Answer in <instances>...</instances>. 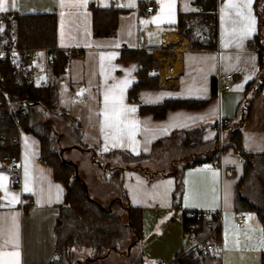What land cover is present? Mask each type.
Returning <instances> with one entry per match:
<instances>
[{
  "label": "crops",
  "instance_id": "0c3cea01",
  "mask_svg": "<svg viewBox=\"0 0 264 264\" xmlns=\"http://www.w3.org/2000/svg\"><path fill=\"white\" fill-rule=\"evenodd\" d=\"M194 2L15 0L13 8V0H7V12L54 14L56 47L66 52L82 51L70 59L63 75L54 78V86L59 114L79 128L83 147L101 154L122 151L145 155L150 160L165 141L181 137V132L203 129L202 141L211 149L217 137L226 140L230 133L222 130L218 134V122L226 120L237 126L245 105L247 118L239 124L242 148L246 153L264 154V71L259 70L258 52L252 43L258 32L255 0H218L215 46L203 49H190L187 39L208 41L210 25L193 19L202 13ZM148 5L154 10L146 16ZM91 6L122 10L113 37L93 36ZM180 15L188 18L183 29L176 28ZM169 35L179 41L165 43ZM123 49L151 52L157 70V89L141 90L136 102L127 99V91L137 81L138 64L121 61ZM226 78L228 90L220 85ZM178 100L205 104L169 109L160 119L139 113V105L159 106ZM133 108L135 111H130ZM18 149L15 185L7 164H0V264H54L53 228L65 188L54 180L52 169L40 162L36 138L20 132ZM185 159L182 152L176 153L166 161L168 169L142 166L122 173L130 206L142 212L140 251L145 264H174L176 256L186 250L181 224L184 211H221L222 217L238 218L235 184L242 176L243 164L233 150L225 151L218 168L211 162L186 168V175L181 173L183 193L175 205L172 193L176 180L170 173L176 164L185 165ZM15 252L18 257L9 255Z\"/></svg>",
  "mask_w": 264,
  "mask_h": 264
},
{
  "label": "trees",
  "instance_id": "16d2710c",
  "mask_svg": "<svg viewBox=\"0 0 264 264\" xmlns=\"http://www.w3.org/2000/svg\"><path fill=\"white\" fill-rule=\"evenodd\" d=\"M218 0H195L194 5L201 9V14L193 16L207 25L208 41L202 43L188 39L190 49H203L207 46H215L216 42V11ZM92 13V34L94 37H113L116 33L117 19L120 8L110 6L106 9L90 7ZM254 11L258 20V32L252 43L256 45L259 58V70L264 71V0H255ZM185 16L180 15L176 28L183 29L186 24ZM0 53L4 58L0 59V164L7 159H18V137L23 132L36 138L39 143V160L52 169L53 178L62 182L65 195L53 228L54 234V264H81L77 259V253L87 250L84 256V264L105 261L109 256L116 254L127 259V264H145L143 254L140 251L142 240V212L140 208L130 206L122 184V173L128 166H110L112 171L110 180L119 187V203H112L109 209H104L93 199H88L84 191V182L75 176L72 165L62 161L59 152L55 150L56 138L51 125L39 121L37 108L53 113L57 109V92L55 86L45 84L37 87L28 81L25 67L30 61L27 53L35 49H44L53 57L51 74L53 78L63 75L69 61L74 56H80L82 51H64L56 47V17L54 14H18L16 12L0 13ZM16 37L13 39L12 34ZM16 56L13 62L12 56ZM121 61H133L138 64L137 81L128 89L127 99L136 102L141 90H154L158 87V75L154 66L152 53L147 50H125L120 53ZM251 86L249 84L248 88ZM212 97L216 96L212 89ZM205 102L178 100L166 102L159 106L139 105L141 115H152L154 118H163L169 109L197 108ZM246 104V103H245ZM64 117L61 114H56ZM247 118L245 105L242 107L243 123ZM65 119V118H63ZM228 122V121H227ZM239 123V124H240ZM239 124L232 126L228 122L222 130L230 132L228 138L221 142V150L231 148L242 159L243 173L235 184L234 210L237 214H254L259 225L264 231V202H252L246 195L240 194V188L249 178L252 169L256 167L264 171V154L246 153L241 145ZM180 148L186 158L183 171L193 167L197 163L210 162L211 155L218 150V137L213 148H208L202 141L203 129H194L181 132ZM80 139V131H77ZM78 139V140H79ZM80 141V140H79ZM162 142H157L152 149ZM83 152L94 150L82 145L77 146ZM118 156L123 161L135 162L147 156H134L127 152H112L106 156ZM93 160L95 158L93 157ZM144 170V169H142ZM175 177V187L172 193V201L179 203L183 193L182 174L173 169L170 173ZM192 212L184 211L181 224L193 228L198 241L208 238L211 227L207 222L196 220L191 216ZM125 217V219H124ZM182 227V228H183ZM221 231L215 230L210 241L219 242ZM129 249V251H128ZM125 250L123 254L121 251ZM264 257V255H263ZM220 264L217 257L194 259L191 252L176 256V264ZM264 264V262H263Z\"/></svg>",
  "mask_w": 264,
  "mask_h": 264
},
{
  "label": "rangeland",
  "instance_id": "374dc122",
  "mask_svg": "<svg viewBox=\"0 0 264 264\" xmlns=\"http://www.w3.org/2000/svg\"><path fill=\"white\" fill-rule=\"evenodd\" d=\"M194 33L195 32H190V35L192 34L195 36ZM44 81L45 84H50L52 86L56 84V80H54L51 70L47 74L45 73ZM37 112L39 121L41 123H47L53 128L55 138L57 137L56 144L54 145L55 150L59 153L65 151L63 154L64 159L76 166L78 176L83 180L89 198L93 199L104 209H109L112 203L120 204V201L118 200L120 197L119 187L115 182L110 180L112 175V171H109L110 166H128L129 168L150 166L152 169H168L170 163L167 164L166 161L172 158V155H175L176 153L181 154L182 152L180 148L181 137L177 135L174 139L162 143V147L154 151V155L150 160L140 158L139 161L129 162L123 161L118 156H106L108 154H101L99 152L92 155L90 152H83L78 149L77 146L82 145L81 140L77 136L79 128L68 117L63 119L64 117L62 118L56 115L61 112L60 109H56L53 113H50L44 109L37 108ZM223 141L224 140L221 138V142ZM93 157L95 160H93ZM106 164H110V166L108 167ZM200 164H196V166H199ZM204 164L206 163L204 162ZM182 167L183 165L180 164L175 165V168L179 173L183 172ZM184 172L186 175L185 169ZM239 192L241 195L249 197V199L257 205H259L258 203H263L264 171L255 166ZM212 196L215 198L214 193H212ZM197 211L201 210L199 209ZM202 211L214 212L204 209H202ZM221 218V239L219 242L215 243L216 248L218 249L217 255H219V263L263 264L264 231L259 225L255 215L251 213L246 214L247 223L242 229H236L234 227L235 220L232 215H224L223 217L221 216ZM183 242L184 245L191 244V241L186 238H184ZM186 248L187 247L185 246V249ZM121 252L124 254L125 250H122ZM86 254L87 250H82L80 253H77V259H79L81 264H84L83 258ZM94 264H127V259L113 254L109 256L107 260L98 261ZM209 264H214V262Z\"/></svg>",
  "mask_w": 264,
  "mask_h": 264
},
{
  "label": "built area",
  "instance_id": "2783aa9c",
  "mask_svg": "<svg viewBox=\"0 0 264 264\" xmlns=\"http://www.w3.org/2000/svg\"><path fill=\"white\" fill-rule=\"evenodd\" d=\"M154 10V6L148 5L145 8L144 15L149 16ZM12 37L15 38L16 34L13 32ZM27 57L30 61L29 65L25 67V73L27 75L28 81L32 82L37 87L45 86L44 75L47 74L51 68L53 63V57H51L46 50L44 49H35L31 50L27 53ZM4 58V54L0 53V59ZM13 62H16L17 57L12 56ZM220 85L224 90H228L229 88V80L226 78L221 81ZM228 122L226 120H220L216 125L215 129L218 131V134L221 133L222 129L227 126ZM18 144V141H17ZM224 151L221 150V141L218 138V150L211 155V164L213 167H220V158L224 155ZM237 161L242 162L241 156L239 154H235ZM16 160L14 158L7 159V169L11 174L12 184L15 185L18 178V170L15 167ZM191 216H194L196 220H202L208 223L211 227L210 235L207 239L198 241L194 235L193 228L190 226L183 227V235L184 238L191 241L190 245H185L187 248L180 254H186L191 252L193 254L194 259L208 258V257H216L218 253V249L216 248L215 242L210 241L213 236L215 230L219 229L221 231L222 224V214L221 211H196L192 212ZM247 223V218L245 214H239L237 220L235 221V228H242ZM184 246V247H185Z\"/></svg>",
  "mask_w": 264,
  "mask_h": 264
},
{
  "label": "snow or ice",
  "instance_id": "6c2138e0",
  "mask_svg": "<svg viewBox=\"0 0 264 264\" xmlns=\"http://www.w3.org/2000/svg\"><path fill=\"white\" fill-rule=\"evenodd\" d=\"M12 7L15 8L16 7V4H15V0H13V3H12ZM8 11V7H7V0H0V12H7ZM2 30V29H0ZM105 101L107 103V96L105 97ZM130 111H135V109H130ZM6 179V178H5ZM9 255H14V256H19V253L18 252H15V253H10Z\"/></svg>",
  "mask_w": 264,
  "mask_h": 264
},
{
  "label": "water",
  "instance_id": "95a60500",
  "mask_svg": "<svg viewBox=\"0 0 264 264\" xmlns=\"http://www.w3.org/2000/svg\"><path fill=\"white\" fill-rule=\"evenodd\" d=\"M64 152H65V151H61V152L59 153L60 158L62 159V161H64V162H66V163H68V164H70V165L73 166V168H74V170H75V176L78 177V172H77V168H76V166H75L73 163L68 162V161H66V160L64 159V157H63ZM84 191H85L86 197H87L88 199H90L89 196H88L87 188H86L85 185H84ZM128 251H129V249H128Z\"/></svg>",
  "mask_w": 264,
  "mask_h": 264
},
{
  "label": "bare ground",
  "instance_id": "6f19581e",
  "mask_svg": "<svg viewBox=\"0 0 264 264\" xmlns=\"http://www.w3.org/2000/svg\"><path fill=\"white\" fill-rule=\"evenodd\" d=\"M178 41H179V39L176 36H174V35H169V36L164 38V42L165 43L178 42Z\"/></svg>",
  "mask_w": 264,
  "mask_h": 264
}]
</instances>
